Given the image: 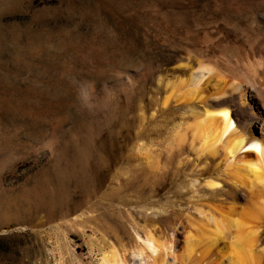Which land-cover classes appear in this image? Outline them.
I'll return each instance as SVG.
<instances>
[{"label":"rangeland","instance_id":"1","mask_svg":"<svg viewBox=\"0 0 264 264\" xmlns=\"http://www.w3.org/2000/svg\"><path fill=\"white\" fill-rule=\"evenodd\" d=\"M244 3L0 0V264H100L102 246L137 264L150 233L182 252L224 167L175 141L168 81L216 43L248 50L234 23L264 45Z\"/></svg>","mask_w":264,"mask_h":264},{"label":"bare ground","instance_id":"2","mask_svg":"<svg viewBox=\"0 0 264 264\" xmlns=\"http://www.w3.org/2000/svg\"><path fill=\"white\" fill-rule=\"evenodd\" d=\"M245 1L241 0L243 6ZM230 2L232 10L241 11L239 0ZM246 9L259 23L258 30L264 28V0H247ZM234 29L246 38L248 50L218 46L207 36L217 55L180 68L177 80L168 81L163 103L188 110L189 122L183 133L175 132V141L182 142L190 133L191 143L198 144L197 154L224 167L204 182V192L220 204L195 208L197 215L188 219L190 230L178 256L153 234L138 236L132 256L137 264H264V215L259 211L264 207V45L257 32L239 23ZM200 245L202 252L197 251ZM100 252V264H128L129 258L114 249L102 246ZM198 253L200 257L194 256Z\"/></svg>","mask_w":264,"mask_h":264}]
</instances>
